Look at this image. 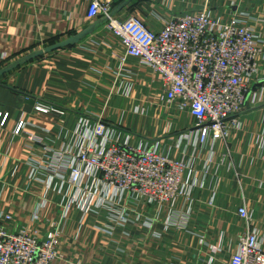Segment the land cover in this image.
<instances>
[{"label": "crops", "instance_id": "crops-1", "mask_svg": "<svg viewBox=\"0 0 264 264\" xmlns=\"http://www.w3.org/2000/svg\"><path fill=\"white\" fill-rule=\"evenodd\" d=\"M117 17L133 15L154 32L175 16L207 11L221 24L246 25L261 37L246 110L226 122L223 138L204 144L191 105L166 102L160 74L126 56L120 37L90 0H0V70L94 26L78 44L23 62L0 77V227L44 238L59 227L53 264H229L249 228L264 249V0H108ZM37 104L61 110L43 113ZM5 116L7 120L1 125ZM100 118L123 139L190 163L194 184L174 207L130 203L119 225L107 210L62 218L58 196L45 200L54 154L75 140L81 119ZM25 128L19 134V124ZM246 208L251 222L239 215ZM9 215L10 219L3 216ZM141 216V222L134 221ZM111 230L113 234L106 232Z\"/></svg>", "mask_w": 264, "mask_h": 264}, {"label": "built area", "instance_id": "built-area-1", "mask_svg": "<svg viewBox=\"0 0 264 264\" xmlns=\"http://www.w3.org/2000/svg\"><path fill=\"white\" fill-rule=\"evenodd\" d=\"M88 14L90 19L106 21L108 30L122 39L126 56L160 74L168 88L167 103L180 100L181 106L191 105L194 130L202 144L210 136L223 138L226 122L246 110L258 71L256 60L263 50L261 37L250 27L218 23L205 11L175 16L157 33L136 16L114 15L108 0H90ZM36 109L61 113L45 104H37ZM93 119V124L91 118L80 120L75 140L57 150L55 163L32 169L34 180L41 178V170L48 173L44 202L51 194L58 196L62 218H69L74 209L83 216L107 210L123 226L132 221L130 203L174 207L190 194L194 184L185 178L189 162L161 154L148 142L134 145L130 136L123 139L117 127L96 116ZM22 130L23 122L16 133ZM239 215L251 222L246 208ZM60 235L57 226L44 238L31 236L24 228L8 232L0 227V264H53ZM260 241L259 233L249 228L229 264H264Z\"/></svg>", "mask_w": 264, "mask_h": 264}, {"label": "water", "instance_id": "water-1", "mask_svg": "<svg viewBox=\"0 0 264 264\" xmlns=\"http://www.w3.org/2000/svg\"><path fill=\"white\" fill-rule=\"evenodd\" d=\"M95 27L92 26L86 30H84L83 32H81L80 34L73 36L63 42L57 43V44H53L51 46H48L45 50H41L39 52H36L35 54H31L30 56L25 57L24 59L20 60L19 62H17L16 64H13L7 68H4L2 70H0V77H2L3 75H5L6 73H8L10 70H12L13 68L17 67L18 65H20L23 62L26 61H31L34 60L40 56H42L44 53H52L70 46H74L76 44H78L83 38H85L87 35L91 34L93 29Z\"/></svg>", "mask_w": 264, "mask_h": 264}, {"label": "rangeland", "instance_id": "rangeland-1", "mask_svg": "<svg viewBox=\"0 0 264 264\" xmlns=\"http://www.w3.org/2000/svg\"><path fill=\"white\" fill-rule=\"evenodd\" d=\"M59 110V109H58ZM61 111V110H60ZM62 112V111H61ZM24 124V128H25V123ZM142 218H140L137 222H141ZM110 234H113L112 232H109Z\"/></svg>", "mask_w": 264, "mask_h": 264}, {"label": "trees", "instance_id": "trees-1", "mask_svg": "<svg viewBox=\"0 0 264 264\" xmlns=\"http://www.w3.org/2000/svg\"><path fill=\"white\" fill-rule=\"evenodd\" d=\"M27 62V61H26Z\"/></svg>", "mask_w": 264, "mask_h": 264}]
</instances>
